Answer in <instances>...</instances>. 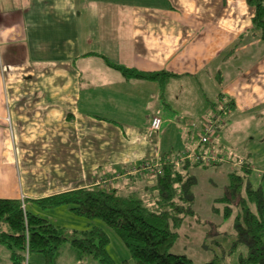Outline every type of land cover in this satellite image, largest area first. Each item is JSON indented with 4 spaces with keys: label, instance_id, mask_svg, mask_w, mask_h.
<instances>
[{
    "label": "crops",
    "instance_id": "crops-1",
    "mask_svg": "<svg viewBox=\"0 0 264 264\" xmlns=\"http://www.w3.org/2000/svg\"><path fill=\"white\" fill-rule=\"evenodd\" d=\"M253 13L246 0H0V199L23 198L24 211L58 228H91L34 201L115 189L120 173L193 150L221 96L260 108L264 43ZM105 60L174 77L128 80ZM154 117L162 125L152 133ZM193 172L223 180L228 170Z\"/></svg>",
    "mask_w": 264,
    "mask_h": 264
},
{
    "label": "trees",
    "instance_id": "trees-1",
    "mask_svg": "<svg viewBox=\"0 0 264 264\" xmlns=\"http://www.w3.org/2000/svg\"><path fill=\"white\" fill-rule=\"evenodd\" d=\"M246 2L254 10L251 33L264 43V0ZM105 61L128 80L161 81L174 77L165 72L141 73ZM215 79L221 88L223 73L216 74ZM233 106V102L224 101L223 96L219 103L211 104L213 113L204 126L211 124L215 128L214 135L205 146L195 144L196 155L215 154L217 161L214 163L186 160L176 167L164 164L162 158L155 161L161 162V167L151 172H141L140 175H128L129 171L120 173L124 182L118 188L89 187L34 202L41 210L68 207L78 218L102 222L121 240L134 264H195L185 255L171 253L185 219L195 214L192 193L200 176L192 171L223 166L229 171L226 181L209 176L208 179L225 184L223 195L212 201V210L223 222L233 220L234 238L229 252L233 254L244 247L247 254L240 256V264H264V194L250 183L251 165L246 160L236 163L231 160L225 164L223 154L210 148L220 117ZM203 131L204 128L200 134ZM238 162L239 168L232 170L236 166L231 165ZM147 176L152 181L146 183ZM108 243L107 235L100 228L93 227L84 232L58 228L24 211L20 200L0 199V246L8 253L9 264H25L30 253L42 254L44 264H56L65 244L78 262L92 260L99 264H114L108 254ZM203 264L221 262L213 259Z\"/></svg>",
    "mask_w": 264,
    "mask_h": 264
},
{
    "label": "rangeland",
    "instance_id": "rangeland-1",
    "mask_svg": "<svg viewBox=\"0 0 264 264\" xmlns=\"http://www.w3.org/2000/svg\"><path fill=\"white\" fill-rule=\"evenodd\" d=\"M254 57L253 55L251 58ZM249 60L248 58L245 59V63L247 64ZM262 61L264 63V56L262 57ZM253 67V65L250 68L243 69V67V70L240 69L242 71L241 75L247 76L248 71H251ZM259 69L260 67L258 66L257 70L259 71ZM261 87L264 94V81ZM241 101L242 103L244 102L238 99L233 108L225 111V114L219 119V124L216 125V152L223 154L222 157L225 164H229L231 160L235 163L246 160L251 165L252 170L249 178L250 183L254 188L261 189L264 194V102L260 108L247 111L241 104ZM218 102L216 101V103ZM231 166H236L231 168L235 170V168H239L240 164L237 163V165ZM228 172H225L224 175L227 176ZM198 180V186L192 193L194 197V217L185 219L182 227L178 231V239L171 249V253L185 255L195 264H203L213 259H218L221 264H240V256H246V249L241 247L234 251L233 254L229 252L234 238L233 220L223 222L222 218L212 210V200L223 195L225 184L222 185L220 180H214V182H210V186L213 187H207V173L200 176ZM222 181H226V179L223 178ZM72 216L75 217L74 219L85 220L73 214ZM78 223L81 224V227L87 224ZM94 226L102 229L107 235L109 239L107 250L114 264H134L127 249L113 231L98 220L93 221L91 228ZM89 228L76 229V231L84 232ZM66 249H68L67 244L60 249L59 261L57 258L56 264H74L70 252ZM38 257L44 259L42 254H27L26 263L36 264ZM6 261L9 263L8 257ZM88 261V264H99L97 261ZM0 262L7 264L1 260ZM44 262L45 260L43 264Z\"/></svg>",
    "mask_w": 264,
    "mask_h": 264
},
{
    "label": "built area",
    "instance_id": "built-area-1",
    "mask_svg": "<svg viewBox=\"0 0 264 264\" xmlns=\"http://www.w3.org/2000/svg\"><path fill=\"white\" fill-rule=\"evenodd\" d=\"M161 125H162L161 119L158 117H154L150 123V131L152 133L158 132L161 128ZM214 131H215V128L211 124H206L204 127L203 133L200 134L198 139H197V144L205 146L208 143H210V138H211V136L214 135ZM186 160L201 161L205 164H208V163L216 162L217 158H216L215 154L208 153V152L202 153L200 155H196L195 148H194L191 151L177 153L173 156H166L164 158L163 163L164 164L167 163L169 165H174V166L178 167L179 165H181ZM238 163L240 164V162H238ZM160 167H161V162H155L152 164L145 163L140 168H136V169L131 170L128 173V175L129 174L140 175L141 172H144V173L145 172H151L154 169H159ZM20 201L22 204V209H24L23 198Z\"/></svg>",
    "mask_w": 264,
    "mask_h": 264
},
{
    "label": "bare ground",
    "instance_id": "bare-ground-1",
    "mask_svg": "<svg viewBox=\"0 0 264 264\" xmlns=\"http://www.w3.org/2000/svg\"><path fill=\"white\" fill-rule=\"evenodd\" d=\"M25 264H27V263H26V260H25Z\"/></svg>",
    "mask_w": 264,
    "mask_h": 264
}]
</instances>
